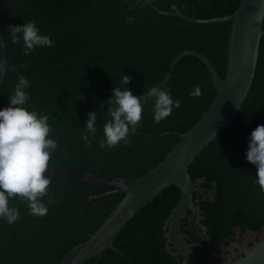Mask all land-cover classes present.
I'll use <instances>...</instances> for the list:
<instances>
[{
    "label": "trees",
    "instance_id": "16d2710c",
    "mask_svg": "<svg viewBox=\"0 0 264 264\" xmlns=\"http://www.w3.org/2000/svg\"><path fill=\"white\" fill-rule=\"evenodd\" d=\"M12 0H0L6 3ZM16 5L0 11V23L7 53L13 64L34 62V66L7 70L0 91V108L8 105V94L20 77L29 82V111L47 115L54 123L53 135L59 148L49 163L93 170L94 160L106 174L141 176L161 162L179 141L178 135H159L178 130L187 132L200 119L216 96L211 73L196 56L186 55L176 65L166 87L181 106L160 123L153 121L151 103L144 105L140 127L130 143L101 148L99 138L112 88L120 86L123 74L132 77L128 87L142 95L161 81L173 58L186 49L203 52L224 77L231 21L195 23L165 15L137 0H15ZM158 7L194 18L222 17L233 13L241 0H150ZM35 21L42 35L54 47L26 56L22 43L12 44L8 25ZM22 74V75H20ZM199 84L202 94L189 96ZM89 111H97V134L91 146L82 139ZM264 124V26L256 75L250 91L233 119L234 131L226 126L189 166L196 184L193 206L182 220V231L195 250L207 254L225 253L234 242L242 243L250 231L258 233L246 245L251 248L264 237V194L252 183L257 169L245 158L248 137ZM200 181V182H199ZM50 193L54 200L47 215H31L19 200L20 219L9 227L0 222V264H59L65 253L85 241L110 215L124 197L114 193L88 200L114 189L96 182L67 180L53 176ZM180 198L172 184L149 201L117 234L115 249L106 248L83 264H184L168 237L167 218ZM200 220L197 221V217ZM240 252L228 264H237ZM200 260H201V256ZM203 264V263H202ZM213 264V263H210Z\"/></svg>",
    "mask_w": 264,
    "mask_h": 264
},
{
    "label": "water",
    "instance_id": "95a60500",
    "mask_svg": "<svg viewBox=\"0 0 264 264\" xmlns=\"http://www.w3.org/2000/svg\"><path fill=\"white\" fill-rule=\"evenodd\" d=\"M140 1L146 2L161 14L178 16L195 23L210 24L231 21L226 74L223 77L210 58L195 49L183 50L173 58L165 77L157 82L160 86L167 84L176 65L184 56L193 55L201 59L208 67L216 89V96L200 119L187 132L170 130L159 134L178 135L180 139L166 157L147 173L138 177L109 175L104 173L91 159L93 170L69 168L49 163L50 171L54 172L53 176L55 177L96 182L114 188L100 194H85L88 200L101 199L114 193L125 194L101 226L85 241L65 253L59 264H83L92 257L100 255L106 248L115 249L129 259L127 254L114 244L115 237L149 201L172 184L179 187L180 198L167 218L169 240L177 253L182 256L184 264H202L197 250L182 231V220L193 206L196 191V184L189 166L226 126H230L232 133L234 131L233 119L245 101L256 75L264 26V23L257 22L256 16L258 13L264 15V0H241L233 13L204 19L194 18L178 11L162 9L150 0H137L131 8ZM12 5L36 12L27 4L15 0L0 3V11L8 9ZM0 61L3 62V66L0 67V91L7 70L20 73V68L24 66L54 69L65 64L54 66L34 62L13 64L8 58L1 23ZM139 96H146V92ZM237 264H264V237L249 248Z\"/></svg>",
    "mask_w": 264,
    "mask_h": 264
},
{
    "label": "clouds",
    "instance_id": "9594fccd",
    "mask_svg": "<svg viewBox=\"0 0 264 264\" xmlns=\"http://www.w3.org/2000/svg\"><path fill=\"white\" fill-rule=\"evenodd\" d=\"M256 20L264 23V15L258 13ZM8 32L12 44L23 41L22 51L26 56L39 49L54 47V42L41 34L35 21L10 24ZM131 80L130 75L123 74L120 86H114L111 97L105 101L103 135L99 138L101 148H114L121 143L128 145L131 135L140 127L144 105L151 103L153 121L157 124L181 106V100L174 97L171 88L159 83L148 87L146 96L134 95L128 87ZM28 88L29 82L20 77L8 94V105L0 108V222L9 227L20 219L19 209L10 206V201L19 200L31 215L39 217L47 215L54 203L51 197L47 201L44 197L51 191L49 186L54 172L50 171L49 161L59 148V140L53 135L54 123L49 122L47 115L27 109ZM201 94L199 84L188 93L193 97ZM87 117L82 139L91 146L90 137L97 134L98 112L89 111ZM245 158L255 165L257 172L252 183L264 194V124L251 131Z\"/></svg>",
    "mask_w": 264,
    "mask_h": 264
},
{
    "label": "rangeland",
    "instance_id": "374dc122",
    "mask_svg": "<svg viewBox=\"0 0 264 264\" xmlns=\"http://www.w3.org/2000/svg\"><path fill=\"white\" fill-rule=\"evenodd\" d=\"M200 182V181H199ZM200 220V217H197V221ZM258 233L250 231L248 236L244 239L242 243L234 242L229 247L226 248L225 253H219L214 251L212 255H207L201 248L197 250L199 256H201V262L203 264H228L233 258H235L240 252L248 251L247 243L250 240L255 239Z\"/></svg>",
    "mask_w": 264,
    "mask_h": 264
}]
</instances>
